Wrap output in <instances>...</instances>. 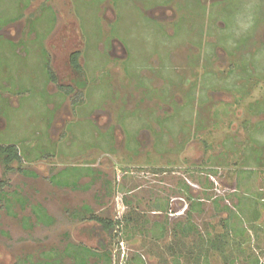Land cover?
I'll list each match as a JSON object with an SVG mask.
<instances>
[{
  "label": "rangeland",
  "instance_id": "obj_1",
  "mask_svg": "<svg viewBox=\"0 0 264 264\" xmlns=\"http://www.w3.org/2000/svg\"><path fill=\"white\" fill-rule=\"evenodd\" d=\"M0 145V264H264V0H0Z\"/></svg>",
  "mask_w": 264,
  "mask_h": 264
},
{
  "label": "crops",
  "instance_id": "obj_2",
  "mask_svg": "<svg viewBox=\"0 0 264 264\" xmlns=\"http://www.w3.org/2000/svg\"><path fill=\"white\" fill-rule=\"evenodd\" d=\"M241 77V76H240ZM247 82V80H244ZM85 170L75 169L70 170L69 172H60L54 179L57 180L59 185H63L66 188L71 187L72 190H81L85 186L87 190L91 184H94L97 181V178L92 174H85ZM66 174H70V177H67ZM90 183L81 184L83 179H89ZM55 180V181H56ZM54 181V180H53ZM61 183V184H60ZM107 185L111 186V183ZM264 190L260 191L263 192ZM264 198V197H263ZM264 200V199H263ZM85 209V211H84ZM82 208L80 213L82 215H87L92 212V209L89 207ZM165 212L164 209H160L159 213ZM160 215V214H158ZM89 219L94 222L92 228L82 229L85 237H88V240L96 238V234L99 236L98 247H92L86 243L80 242L79 244H69L64 248V256L62 258V264H112V237L108 230L103 229L102 225L97 222L96 218H100L94 215L88 216ZM100 219H109V218H100ZM74 221V219H72ZM112 220V219H109ZM113 221V220H112ZM63 225H65L64 220H62ZM98 232V233H97ZM259 237L262 248H264V230ZM51 257V256H50ZM55 258V257H53ZM56 261V260H55Z\"/></svg>",
  "mask_w": 264,
  "mask_h": 264
},
{
  "label": "trees",
  "instance_id": "obj_3",
  "mask_svg": "<svg viewBox=\"0 0 264 264\" xmlns=\"http://www.w3.org/2000/svg\"><path fill=\"white\" fill-rule=\"evenodd\" d=\"M71 66L74 69V71L77 74H80L82 71V66L80 63V57L79 54H73V56L71 57ZM80 86H85V83H79ZM15 163H17L19 165V168L15 170L14 165ZM0 165L4 168V170L8 173V172H21V165H22V157L20 155V153L18 152V148L15 145H0ZM5 186V182L4 180L0 179V189L3 188ZM190 210H195V205L193 206V204L190 205ZM165 212H167L165 210ZM97 222L100 223L103 227V229L108 230V232L110 233L112 240L116 237V235H119L117 233V229L118 226H120L119 222H115L109 219H100V218H96ZM127 222L130 224L133 223V219L131 218H127L126 219ZM127 223V225H128ZM178 230L174 231V236L175 238H178L181 234H186L189 233V231L191 230V227H184V229L181 228H177ZM182 230V231H180ZM178 235V233H180ZM186 236V235H185ZM177 245H179L178 241L172 242V245L169 246V249L172 251V254L175 256L176 255V251L174 249V247L177 248ZM197 260L199 261V258H197ZM208 264V263H206Z\"/></svg>",
  "mask_w": 264,
  "mask_h": 264
},
{
  "label": "built area",
  "instance_id": "obj_4",
  "mask_svg": "<svg viewBox=\"0 0 264 264\" xmlns=\"http://www.w3.org/2000/svg\"><path fill=\"white\" fill-rule=\"evenodd\" d=\"M117 230H119V227H118V229Z\"/></svg>",
  "mask_w": 264,
  "mask_h": 264
}]
</instances>
